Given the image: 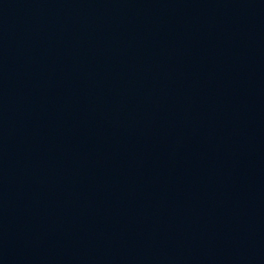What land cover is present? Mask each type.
I'll list each match as a JSON object with an SVG mask.
<instances>
[{"label":"water","instance_id":"1","mask_svg":"<svg viewBox=\"0 0 264 264\" xmlns=\"http://www.w3.org/2000/svg\"><path fill=\"white\" fill-rule=\"evenodd\" d=\"M0 264H264V0H0Z\"/></svg>","mask_w":264,"mask_h":264}]
</instances>
